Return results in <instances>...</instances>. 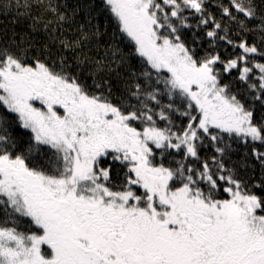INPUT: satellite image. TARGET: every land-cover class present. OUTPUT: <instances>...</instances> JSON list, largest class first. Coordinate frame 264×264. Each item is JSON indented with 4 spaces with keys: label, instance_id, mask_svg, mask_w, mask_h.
Returning a JSON list of instances; mask_svg holds the SVG:
<instances>
[{
    "label": "snow or ice",
    "instance_id": "obj_1",
    "mask_svg": "<svg viewBox=\"0 0 264 264\" xmlns=\"http://www.w3.org/2000/svg\"><path fill=\"white\" fill-rule=\"evenodd\" d=\"M208 6L100 0L70 17L53 0L0 3L53 35L89 9L139 60L121 53L117 96L46 45H0V264H264V0ZM89 33L101 25L59 45L75 52ZM225 137L251 145L259 177L225 164Z\"/></svg>",
    "mask_w": 264,
    "mask_h": 264
},
{
    "label": "trees",
    "instance_id": "obj_2",
    "mask_svg": "<svg viewBox=\"0 0 264 264\" xmlns=\"http://www.w3.org/2000/svg\"><path fill=\"white\" fill-rule=\"evenodd\" d=\"M8 0H0V3H6ZM15 2V0H11ZM22 2V0H21ZM47 2V0H45ZM54 3L59 5H67L66 12L68 16H72V10L74 6L88 5V4H99L100 0H53ZM218 3H227V0H209V11L218 16L219 10L214 7ZM89 9L80 8L77 10L75 18L70 20V22L65 23L62 28L55 32L53 35L52 31L49 30L45 32L42 27V23L36 25L34 30L33 20L31 16L24 15V9L15 7L10 9L0 8V45L21 43L22 40L30 41L34 45L33 51H40L45 49H50V59L56 60L58 57L63 55L68 63L72 65V70L74 74L79 75L84 82L89 85L93 84V81L101 83V85L107 83L111 85L113 92L119 96L124 89L125 80L127 77V67L128 64L121 63V53H123V58L128 60L129 64L133 66V70L136 69L139 60L133 59L127 56L128 44L127 42H121V38L117 36L112 39V34L114 32V25L108 24L107 18L105 16H99L97 19L93 20L91 17L86 16V12ZM95 14L96 10H92ZM42 10L33 9L32 16L39 15ZM54 19L50 14L43 15L41 20L46 22L47 20ZM91 21L90 24H86L85 21ZM92 24L101 25V35L91 36L90 38L82 42V46L79 50L73 52L71 50H63L59 45V40H75L79 38V28L84 25L85 30L91 28ZM53 36L55 43L49 39ZM190 38V36H189ZM250 42L251 36L249 37ZM111 41V43H109ZM259 46V45H258ZM206 47V45H205ZM119 49L117 55L112 57L109 49ZM47 51V50H45ZM228 53H232V48L228 47ZM238 51V50H237ZM106 61V67L102 69L97 68L96 61ZM233 76L225 77V82L232 81L235 85L233 91L243 92L245 85L235 82ZM95 91V89H92ZM173 119L177 125L185 124L186 118H181L179 116H174ZM163 126V125H161ZM230 144V148L226 150L225 164L230 168H235L241 176H256L259 177L261 173L260 166L258 162L251 155V145H245L239 140L229 139L225 137ZM205 149L201 150V154L205 153L211 154L213 152L212 145L206 140ZM222 146V145H221ZM157 152V162H159V150ZM179 157L177 156V159ZM169 158H165L164 163L166 166H170L168 162ZM115 169H120L121 166L117 163L114 165ZM123 172V170H121ZM123 175H121V179Z\"/></svg>",
    "mask_w": 264,
    "mask_h": 264
},
{
    "label": "flooded vegetation",
    "instance_id": "obj_3",
    "mask_svg": "<svg viewBox=\"0 0 264 264\" xmlns=\"http://www.w3.org/2000/svg\"><path fill=\"white\" fill-rule=\"evenodd\" d=\"M121 175H122V172H121ZM137 191H140L139 189H137Z\"/></svg>",
    "mask_w": 264,
    "mask_h": 264
}]
</instances>
